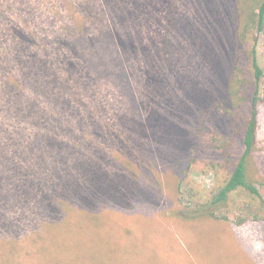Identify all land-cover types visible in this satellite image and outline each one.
I'll return each mask as SVG.
<instances>
[{"label":"rangeland","instance_id":"374dc122","mask_svg":"<svg viewBox=\"0 0 264 264\" xmlns=\"http://www.w3.org/2000/svg\"><path fill=\"white\" fill-rule=\"evenodd\" d=\"M261 1L142 0L143 12L166 21L163 28L141 22L144 39L130 11L121 12L120 25L133 40L125 55L130 87L116 41L102 34L110 30L109 17L106 25L97 21L90 35L101 43L87 39L78 51L79 112L74 106L49 115L56 123L47 141L55 151L73 145L76 153L69 227L80 263L264 264L261 200L238 189L225 204L211 205L244 151L255 88L253 49L264 71ZM48 5L61 18H82L69 3ZM234 73L240 81L233 89L237 105L226 109L218 100ZM258 101V144L248 178L264 198V78ZM62 106L70 107L64 101ZM9 185L10 193L24 197L0 203V264H63L61 257H48L44 200L30 203L24 186ZM168 204L176 210L174 219ZM206 206L213 216L186 217ZM12 221L21 240L7 228Z\"/></svg>","mask_w":264,"mask_h":264},{"label":"trees","instance_id":"16d2710c","mask_svg":"<svg viewBox=\"0 0 264 264\" xmlns=\"http://www.w3.org/2000/svg\"><path fill=\"white\" fill-rule=\"evenodd\" d=\"M174 1L178 3L179 0ZM48 3L49 0H0V197L4 196L0 203H5L7 197H24L18 190L16 194L10 193L9 184H14L16 189L24 186L26 191L24 189L23 193L30 203L42 198L47 209L48 257H61L63 264H82L75 256L70 238L73 231L69 227L71 216L75 213L70 202L73 199L70 188L74 182L71 177L76 168V153L73 145L55 151L52 144H47L49 131L56 123L50 120L49 115L51 117L55 111L60 114L63 109H68L64 112L74 111L75 107L79 112L75 77L83 61L78 51L85 49L87 39L96 40L98 46L101 43L100 36L90 35L97 21L106 25L109 17L110 30H102V34L116 41L120 53L115 54L110 47L108 51L102 47L99 49L102 53H114L121 57L125 75L123 81L128 87L125 63L128 62L127 50L133 40L125 34L124 25H120L125 20L121 12L130 11L136 30L143 39L141 22L153 20L156 27L163 28L166 21L143 12L142 0H54L56 8L69 3L82 15L78 19L73 14L66 18H61L58 13L52 14ZM259 10V17L264 23V0ZM63 20L65 22L59 27V22ZM49 27L55 29L54 32ZM50 32L54 35L52 40ZM147 50H152L151 44L147 45ZM251 61L255 88L250 119L243 136L244 151L227 184L212 199V206L225 204L230 194L238 189L249 190L264 206L262 194L248 178V164L258 144V95L264 78L256 49L251 53ZM130 77L134 83L131 74ZM236 87H240V81L234 73L227 93L218 100L219 106L229 109L237 105L238 92L233 91L234 88L238 90ZM62 101L70 107H63ZM63 136H60V141L67 143ZM169 206L170 216L174 219L178 215ZM19 209L22 211L21 206ZM208 214L214 215L206 206L188 212L186 217L193 221ZM10 227L18 235L20 227L13 221L7 228ZM28 228L31 229V225ZM35 229L40 228H32Z\"/></svg>","mask_w":264,"mask_h":264}]
</instances>
